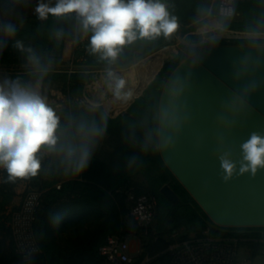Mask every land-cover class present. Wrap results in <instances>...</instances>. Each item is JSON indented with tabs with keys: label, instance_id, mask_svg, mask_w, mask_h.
I'll return each mask as SVG.
<instances>
[{
	"label": "trees",
	"instance_id": "1",
	"mask_svg": "<svg viewBox=\"0 0 264 264\" xmlns=\"http://www.w3.org/2000/svg\"><path fill=\"white\" fill-rule=\"evenodd\" d=\"M8 2L0 0V6L5 9L9 7ZM165 3L177 18V31L184 33L194 30L208 16L215 14L217 0H165ZM234 9L232 17H218L223 28L264 31V0H234ZM7 21L17 29L12 37L0 30V66L9 71L10 80L19 78L25 85L29 81L55 84L67 99V104L59 110L51 106L60 116L62 125L69 120H83L95 121L104 127L103 134L94 141L88 166L81 173H74L60 156L44 154L38 174L28 177L27 187L41 192L34 222L41 252L33 256L32 264H100L103 260L97 250L104 238L109 234L131 231H136L142 238L144 251L153 256L148 264L166 263L169 255L165 249L171 242L173 230L182 229L179 237L184 238L191 231L198 232L210 223L167 169L157 148L160 90L169 72L184 57L183 52L163 64L142 94L124 112L110 116L101 106L90 109L74 101L81 96L89 78L88 68L69 70L59 66L64 42L76 37L80 30L74 13L63 17L49 14L46 19L35 14L4 20ZM165 40L163 36L138 39L125 45L111 64H127L135 57L160 47ZM17 41L23 45V51L15 47ZM220 42L211 39L208 44ZM29 48L40 60L39 69L28 61ZM85 63L110 64L92 56H88ZM110 103L107 108L114 113L128 105H121L117 100ZM101 149L104 150L102 155L99 154L103 151ZM137 173L143 174L145 184L135 180ZM0 175V264H10L15 254L7 225L9 212L4 216L3 212L15 195L16 179L10 180L3 168H0ZM164 184L178 195L176 203H171L160 192ZM129 190L136 194H150L156 199L154 221L146 229L137 226L129 215V203L126 201ZM263 229L221 230L212 227L211 234L247 238L245 243L254 253ZM7 237L9 242L6 246Z\"/></svg>",
	"mask_w": 264,
	"mask_h": 264
},
{
	"label": "water",
	"instance_id": "2",
	"mask_svg": "<svg viewBox=\"0 0 264 264\" xmlns=\"http://www.w3.org/2000/svg\"><path fill=\"white\" fill-rule=\"evenodd\" d=\"M253 132L264 135V43L207 45L169 72L158 99V152L216 225L264 227V169L225 183L217 159L228 152L239 167L241 144ZM160 192L179 200L168 184Z\"/></svg>",
	"mask_w": 264,
	"mask_h": 264
},
{
	"label": "clouds",
	"instance_id": "3",
	"mask_svg": "<svg viewBox=\"0 0 264 264\" xmlns=\"http://www.w3.org/2000/svg\"><path fill=\"white\" fill-rule=\"evenodd\" d=\"M35 11L41 19L49 14L63 17L74 13L83 32L91 33L90 51L110 64L125 45L138 39L169 38L179 27L165 0H55L54 4L40 0ZM0 29L8 37L17 30L11 21L0 24ZM15 47L24 50L19 41ZM27 51L29 63L39 69V58L31 48ZM107 76L116 98L130 96L122 92L123 78L112 71ZM103 132L104 127L95 121L69 120L62 125L60 116L37 88L19 78L0 83V168L7 171L10 180L35 177L44 154L60 156L74 173H81L88 166L95 139ZM241 151L239 167L228 152L217 157L223 182L244 174L254 178L264 169V135L251 133L241 144Z\"/></svg>",
	"mask_w": 264,
	"mask_h": 264
},
{
	"label": "built area",
	"instance_id": "4",
	"mask_svg": "<svg viewBox=\"0 0 264 264\" xmlns=\"http://www.w3.org/2000/svg\"><path fill=\"white\" fill-rule=\"evenodd\" d=\"M235 14L234 0H217L214 16L232 17ZM211 39L220 43H264V31H247L229 29L220 26L213 34L206 36L200 44ZM252 41V42H246ZM216 43V44H220ZM117 115V114H116ZM59 184L56 185L59 188ZM41 192L26 187L20 203L9 211L7 225L9 227L15 258L10 264H32V258L41 252L34 233L36 212L40 205ZM126 201L129 203V215L137 226L147 228L153 223L156 199L153 195L132 190L127 191ZM228 230L247 227H223L211 222L198 232L191 231L180 238L182 229L173 230L165 251L169 259L163 264H264V229L258 238L259 246L253 249L245 243L247 238L236 236H215L211 228ZM264 228V227H262ZM137 241V250L133 251L129 240ZM142 238L136 231L127 234H109L98 247V255L109 264H148L153 256L144 251Z\"/></svg>",
	"mask_w": 264,
	"mask_h": 264
},
{
	"label": "rangeland",
	"instance_id": "5",
	"mask_svg": "<svg viewBox=\"0 0 264 264\" xmlns=\"http://www.w3.org/2000/svg\"><path fill=\"white\" fill-rule=\"evenodd\" d=\"M44 2H48V0H44ZM9 7L3 9L0 6V24L7 20L8 18H15L20 16H31L37 14L35 9L40 3V0H9ZM52 3H55V0H52ZM79 32L76 34V37L68 40V48L65 50V53H68V69L74 68H88L87 72L89 73V78L87 79L84 87L83 92L80 97L76 98L74 101L77 102L79 105L95 109L98 106H101L106 110V112L114 116L121 112H124L131 102L137 98L142 86H145L146 83L153 77L155 72L157 71L158 64L155 65V71L152 74L151 78H149L146 82H141L138 84L135 93L133 96L125 103L121 102L117 98L114 97L113 88L110 87L112 81L108 79L107 73L108 71H112L117 77L123 78L125 80V76L127 71H129L130 67L135 66L136 64H140L143 60L148 59L150 56L155 54L157 50H152L150 52L145 53L144 55L135 57L131 62L123 65H114V64H100V65H89L86 64V58L88 56H92L93 58L100 57L99 54H94L90 51L89 48V38L91 33L85 34L81 27H79ZM1 30V29H0ZM204 46L212 45L205 43ZM5 79L10 80L9 78V71L5 67L0 66V83H2ZM27 85L37 88L42 96H44L47 100V103L50 106H53L55 110H59L63 108L67 104V99L64 94L61 93L59 88L55 84H46L41 83L39 81H29ZM126 85V83H125ZM145 89V88H144ZM143 89V90H144ZM138 95V96H136ZM107 100V101H105ZM117 100L119 104L126 105L124 109L120 110L119 112H112L108 110L107 106L110 105V102ZM103 150V149H101ZM104 152L100 151L99 154L102 155ZM135 180L137 182H142L145 184V180L142 173H137L135 175ZM1 181V175H0ZM10 207L7 206L5 211L3 212V216L10 211ZM154 221V220H153ZM154 226V224H153ZM3 235L5 231L2 232ZM9 239L8 237L5 239L6 246L8 245ZM129 244L133 251L137 250V241L133 238L129 240ZM100 264H109L107 261H103Z\"/></svg>",
	"mask_w": 264,
	"mask_h": 264
},
{
	"label": "crops",
	"instance_id": "6",
	"mask_svg": "<svg viewBox=\"0 0 264 264\" xmlns=\"http://www.w3.org/2000/svg\"><path fill=\"white\" fill-rule=\"evenodd\" d=\"M220 26H222L221 22L213 14L211 16H208L205 21L194 30L186 31L184 33L176 31L171 37L166 38L165 42L160 47H157L154 50H157L156 53H158L163 58L162 62L164 63L174 58V56H176L180 52H183V56L185 57L188 54L196 51L197 49L204 47V45L200 44V42L206 36L213 34L216 30H218V28H220ZM67 48L68 40L64 42L59 65L61 68L66 69H68V53H65V50ZM161 63H159L157 69L160 67ZM102 109L106 112L104 108ZM27 184L28 177L16 178V185L14 187L15 195L12 198L11 203L9 204L10 209H14L18 206L21 200L22 193L27 187Z\"/></svg>",
	"mask_w": 264,
	"mask_h": 264
},
{
	"label": "bare ground",
	"instance_id": "7",
	"mask_svg": "<svg viewBox=\"0 0 264 264\" xmlns=\"http://www.w3.org/2000/svg\"><path fill=\"white\" fill-rule=\"evenodd\" d=\"M162 61L163 58L158 53H156L150 56L148 59L143 60L140 64L130 67L125 76V88L122 90L123 93H130V96L127 98L122 97L117 99L123 103L127 102L135 93L138 84L141 82H146L149 78H151L156 68L155 65ZM112 98L114 99L116 97L114 96Z\"/></svg>",
	"mask_w": 264,
	"mask_h": 264
}]
</instances>
